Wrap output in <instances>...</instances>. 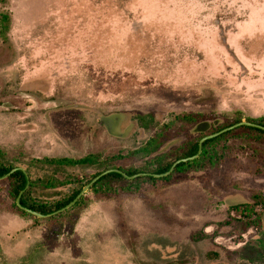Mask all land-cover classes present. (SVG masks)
Masks as SVG:
<instances>
[{"label":"rangeland","instance_id":"374dc122","mask_svg":"<svg viewBox=\"0 0 264 264\" xmlns=\"http://www.w3.org/2000/svg\"><path fill=\"white\" fill-rule=\"evenodd\" d=\"M241 122L264 127V0H0V165L29 205L153 177ZM244 130L44 218L0 179V264H264V135Z\"/></svg>","mask_w":264,"mask_h":264},{"label":"trees","instance_id":"16d2710c","mask_svg":"<svg viewBox=\"0 0 264 264\" xmlns=\"http://www.w3.org/2000/svg\"><path fill=\"white\" fill-rule=\"evenodd\" d=\"M186 118H187V115H186V117H182L181 120L186 119ZM230 127H228V128H230ZM243 129H245L244 131H246L245 137H250V134H252V133H260V134L264 135V130H261V129H258V128L241 127V128L236 129V130L225 132V133L219 135L216 138H213L211 140L206 141L203 144L202 151L206 152L207 151L206 150L207 146H209V145L211 146L213 144H217L219 141H221L222 139L226 138L227 136H241V135L244 136L243 133H242ZM199 142H200V140H197L195 143H192L191 141L189 142L188 151L185 150V152H186L185 158H191V157H194V156H196L198 154ZM63 163H67V164L71 165V164H74L75 162L72 161V160H66V161H63ZM172 165L173 164H167V165L159 164L158 168L156 170H154L153 173H154V175L165 174L166 172H168L170 170ZM183 166H184V163L180 164L178 167H176V170H179ZM12 170H13L12 168H6V167H3V166L0 165V178L8 175ZM136 174L137 173L133 174V173L129 172L127 174V176L132 177V176H135ZM108 178L116 179V180H126V178H124L122 175L114 173V174H110L107 177L101 179L98 184H100V183H102L104 181L106 182V179H108ZM148 178L150 180H154L153 177H148ZM9 180L11 181V185L13 186V190H14L15 194L19 195V193L21 191L25 190L26 185H27V179H26L25 175L21 171H17L16 173L12 174L9 177ZM32 185L33 184H31V186H30L31 188H32ZM80 192H81V190L77 191L72 196V198L70 200H68L67 202L58 204L56 206L55 211H60L63 208H65L66 206H68L70 203H72L77 198V196L79 195ZM28 193L29 192H27V195H28ZM21 205L25 206V207L27 206L26 205V197L25 196L21 200ZM29 209H31L34 212L40 213L42 215H47V214H49L51 212V211L47 212V211L43 210L42 207L41 208H36L34 206H29Z\"/></svg>","mask_w":264,"mask_h":264},{"label":"water","instance_id":"95a60500","mask_svg":"<svg viewBox=\"0 0 264 264\" xmlns=\"http://www.w3.org/2000/svg\"><path fill=\"white\" fill-rule=\"evenodd\" d=\"M242 126H246V127H253V128H258V129H262V130H264V127H261V126H257V125H255V124H251V123H246V122H241V123H239V124H236L235 126H233V127H230V128H227V129H225V130H223L222 132H219V133H217V134H214V135H212V136H210V137H206V138H204V139H202L201 141H200V145H199V152H198V154L196 155V156H194L193 158H189V159H187V160H183V161H179L178 163H184V162H187V161H190V160H193V159H195L196 157H198L199 156V154L202 152V146H203V143L206 141V140H211V139H213V138H216L217 136H219V135H221V134H223V133H225V132H228V131H230V130H232V129H234V128H238V127H242ZM177 163V164H178ZM177 164H175L174 166H173V168L177 165ZM173 168L169 171V173L171 172V171H173ZM18 170H20V171H23V169H17V170H15V171H18ZM15 171H13V172H15ZM24 172V171H23ZM111 173H120L119 171H115V170H111V171H107V172H105V173H103V174H101L100 176H98L96 179H94L92 182H91V184L89 185V186H87L82 192H81V194L69 205V206H67L65 209H68L69 207H71L74 203H76L78 200H79V198H81L84 194H85V192L87 191V190H89V187H91L92 185H94V183H96L99 179H101L102 177H104V176H107V175H109V174H111ZM169 173H167V174H162V175H153V177H155V178H161V177H165V176H167ZM121 174V173H120ZM121 175H123L124 177H126L124 174H121ZM138 176H142V175H138ZM138 176H133V177H131L130 179H134V178H136V177H138ZM29 187V181H28V184H27V188ZM23 210H26L27 212H29V213H31V214H34V215H36V216H38V217H42L41 215H39V214H37V213H34V212H32V211H30V210H28V209H23ZM61 211H63V210H61ZM60 211V212H61Z\"/></svg>","mask_w":264,"mask_h":264},{"label":"flooded vegetation","instance_id":"af4514ba","mask_svg":"<svg viewBox=\"0 0 264 264\" xmlns=\"http://www.w3.org/2000/svg\"><path fill=\"white\" fill-rule=\"evenodd\" d=\"M239 124V123H238ZM236 124H234L233 126H235ZM233 126H231V127H233ZM242 127H246V126H242ZM239 128V127H238ZM250 128H253V127H250ZM232 130H236V128H234V129H232ZM232 130H230V131H232ZM222 132V131H221ZM210 137V136H209ZM218 137V136H217ZM206 141H208V140H206ZM205 141V142H206ZM204 142V143H205ZM203 143V144H204ZM199 145H200V142H199ZM202 148H203V146H202ZM199 152V151H198ZM191 158H193V157H191ZM187 159H189V158H183V159H181V160H178L177 162H175L173 165H172V167L170 168V170L173 168V166L175 165V164H177L179 161L181 162V161H183V160H187ZM188 162V161H187ZM185 163V162H184ZM180 164H182V163H178L174 168H173V171H171L170 173H169V171L168 172H166L165 174H167V173H169L167 176H169L171 173H173L174 171H175V169H176V167H178ZM17 169H20V168H17ZM17 169H13L8 175H6V176H4V177H2V178H0V179H4V178H9L12 174H14V173H16L17 171H15V170H17ZM13 171H15V172H13ZM18 171H20V170H18ZM24 171V170H23ZM21 171L24 175H25V177H26V179H27V184H28V181H29V185H30V176L24 171ZM111 171V170H110ZM115 171H118V170H115ZM107 172V171H106ZM121 174H124V172H121V171H119ZM105 173V172H104ZM120 173H115V174H120ZM103 174V173H102ZM111 174H114V173H111ZM120 174V175H121ZM101 175V174H100ZM99 175V176H100ZM110 175V174H109ZM126 177H124L123 175V177L124 178H127V179H130L131 177L130 176H127L126 174H124ZM138 175H142V177H150L151 176V174H146V173H144V174H136L135 176H138ZM133 177V176H132ZM138 177H140V176H138ZM155 178V177H154ZM96 179V178H95ZM101 179H103V178H101ZM101 179H99L98 181H100ZM11 185V184H10ZM29 188V187H28ZM27 185H26V188H25V190H23V191H21L20 193H19V195H18V206H19V208L21 209V210H23V209H28V210H30V211H32L31 209H29V206H34V205H29L28 204V202H27V200H26V207L25 206H22L21 205V200L23 199V196H24V193L27 191ZM81 194V192L79 193V195ZM78 195V196H79ZM77 196V197H78ZM80 199V198H79ZM19 200H20V202H19ZM71 204V203H70ZM69 204V205H70ZM68 205V206H69ZM34 207H36V205L34 206ZM67 207V206H66ZM65 207V208H66ZM65 208H63L62 210H64ZM24 212H27L26 210H23ZM61 211V210H60ZM59 211V212H60ZM32 212H34V211H32ZM54 212H58V211H54ZM54 212H50L49 214H47V215H42V214H40V213H37V212H34V213H37V214H39V215H41L42 217L41 218H44V217H47L48 215H50L51 213H54ZM27 213H29V212H27ZM29 214H31V213H29ZM31 215H34V214H31ZM36 216V215H35ZM256 258V257H255Z\"/></svg>","mask_w":264,"mask_h":264}]
</instances>
